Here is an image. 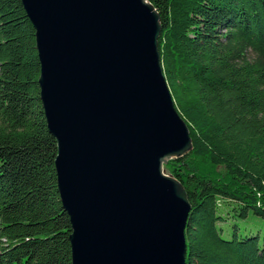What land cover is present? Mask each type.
Masks as SVG:
<instances>
[{
	"label": "trees",
	"instance_id": "1",
	"mask_svg": "<svg viewBox=\"0 0 264 264\" xmlns=\"http://www.w3.org/2000/svg\"><path fill=\"white\" fill-rule=\"evenodd\" d=\"M146 1L190 139L186 155L162 166L190 207L184 264H264L258 237L235 235L249 214L264 220V0ZM38 75L20 0H0V264H71Z\"/></svg>",
	"mask_w": 264,
	"mask_h": 264
},
{
	"label": "water",
	"instance_id": "2",
	"mask_svg": "<svg viewBox=\"0 0 264 264\" xmlns=\"http://www.w3.org/2000/svg\"><path fill=\"white\" fill-rule=\"evenodd\" d=\"M68 216L71 264H184L189 204L162 166L190 151L146 0H20Z\"/></svg>",
	"mask_w": 264,
	"mask_h": 264
},
{
	"label": "rangeland",
	"instance_id": "3",
	"mask_svg": "<svg viewBox=\"0 0 264 264\" xmlns=\"http://www.w3.org/2000/svg\"><path fill=\"white\" fill-rule=\"evenodd\" d=\"M162 171H163V168H162ZM236 226L237 227L235 230V235L237 237H241L245 235H256L258 237V242L261 245H264V220L263 219L249 214L245 219L237 221ZM226 229H227L226 232H224V234L222 235L224 239L230 238L231 233H232L231 232L232 230L229 227V225Z\"/></svg>",
	"mask_w": 264,
	"mask_h": 264
}]
</instances>
